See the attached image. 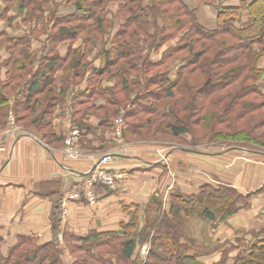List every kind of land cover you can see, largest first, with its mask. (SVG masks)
<instances>
[{
    "label": "trees",
    "instance_id": "16d2710c",
    "mask_svg": "<svg viewBox=\"0 0 264 264\" xmlns=\"http://www.w3.org/2000/svg\"><path fill=\"white\" fill-rule=\"evenodd\" d=\"M48 1L23 0L22 5L42 14ZM110 1L67 0L66 3L72 4L74 9L67 14L54 13L48 45L43 47L45 52L34 72L36 53L31 51L27 36L10 38L1 32L0 36L5 37L11 50V57L5 63L8 81L0 91L1 127L6 124L13 95L18 96L13 107L19 123L27 120L25 126L34 129L48 127L51 133H41L48 142L51 137H63V134L56 133L54 126L50 127L45 116L53 112L57 99L66 90L65 85L69 84L70 75L79 78L81 69L85 68L86 52L81 46L74 48V43L82 37L87 47L102 37V29L109 21L107 4ZM115 1L119 2L117 14L125 21L114 34L111 46L101 50L100 67L90 65V81L85 87L74 90L75 106H87L93 113L103 112L104 115L99 116L102 128H109L112 119L124 112L127 125L136 132H169L174 137L189 133L197 144L232 138L237 144L264 148V116L257 114L264 109V93L259 82L263 69L258 66L264 55V19L261 20L259 14L264 10V0L244 1L239 6L219 5L214 28L204 26L197 9L191 8L185 0H154L152 5L144 0ZM2 2L6 8L0 20L5 19V13L16 0ZM245 12L248 14L246 18ZM182 30L185 34L181 43L167 47L158 60L150 59L151 49L162 47ZM60 43H67L63 55L57 50ZM179 53L184 54L186 60L175 79L166 73L149 75L170 59H177ZM60 71L63 72L60 81L65 85L57 91L56 74ZM27 74L32 76L24 82ZM105 75L116 80L115 88L102 86L100 78ZM249 94L261 97L262 105L250 108L245 102ZM99 97L104 98L105 103H98ZM75 119L76 127L81 131L84 128L82 120ZM172 198L175 200L171 207L174 218H179L178 213L183 208L178 204L198 200L205 206L203 213L215 221V225L226 221L238 210L237 202L242 197L230 186L205 185L198 195L176 191ZM205 199L211 202L205 205L202 203ZM60 202L61 199L57 202L60 213L57 211L53 216V239L39 243L36 237L20 236L9 252L3 254L0 238V264H64L61 240L71 242L74 253H83L74 264H112V258L118 261L132 258L138 244L137 236H140V243H151L143 264H203L197 261L196 255L189 253L190 246L182 241L175 220L163 217L160 220L156 214L147 218L139 235H131L128 230L137 224L132 220L122 222L120 231H92L85 237H78L61 231ZM159 202V198L153 201ZM210 205L215 210L219 208L221 218L216 220L217 213ZM160 221L163 225H159ZM162 231L167 236L164 242H159ZM257 249L264 254V237L258 239L248 252L240 253L234 264H264ZM214 264L225 263L218 261Z\"/></svg>",
    "mask_w": 264,
    "mask_h": 264
},
{
    "label": "crops",
    "instance_id": "0c3cea01",
    "mask_svg": "<svg viewBox=\"0 0 264 264\" xmlns=\"http://www.w3.org/2000/svg\"><path fill=\"white\" fill-rule=\"evenodd\" d=\"M244 1L250 3L253 0H216L213 4L195 0L188 1L187 4L197 9L199 20L204 26L214 28L219 5L239 6ZM247 16L245 12L244 18ZM9 26L11 25L4 23V19L0 20V34L4 32L10 38L24 36L9 34L5 28ZM35 40H30L31 46H43L41 40ZM3 51L8 56L1 53L2 59H9L11 54L6 49ZM6 73L3 68L1 79L5 78ZM56 78L60 80V72L56 74ZM85 85L86 80L81 83V88ZM69 121L68 125L56 123L55 131L58 135L63 134V137H51L48 144L43 142L39 133L21 135L25 130L19 126L0 129V238L3 241V254L9 252L20 236L36 237L39 243L50 242L53 239V216L57 211L60 213L57 202L77 189L82 177L89 172L95 161L112 149L109 135L96 143L93 133L102 130V127L100 119L91 116L81 122L84 128L75 138L74 145L83 151V155L79 158L69 156L64 148L68 136L65 131L69 132L73 127L70 126L73 121ZM237 150L264 158L263 154L241 148H233L227 152H238ZM224 154L226 153L223 151L175 150L168 152L169 163L135 152L116 156L107 164L108 169L123 175L115 188H100L99 200L94 205L78 200L69 201L66 210L61 209V231L78 237H85L92 231H120L121 223L128 220V209L133 211L135 205L156 201L164 192L169 196L176 191L198 195L205 185L216 188L227 186L225 183L230 182L219 176L217 171L212 172V166H217L216 162L220 167L225 166L219 160ZM250 161L243 162L242 168L235 175V179L241 180L243 185L246 183V186L233 185L234 183H231L233 187L230 186L242 197L237 202L238 210L226 221H219L211 227V237L223 250L236 245V249L241 251L245 249L246 242L255 238V232L264 231V162H259V166L255 167ZM233 165L231 163L229 167L232 168ZM260 175L263 179L256 183V178ZM236 239H243L244 242L241 240L238 245ZM195 245L194 250L190 248L191 254L198 252L203 246L201 241ZM221 255L222 252L215 253L212 261L211 256L197 258L203 264H213Z\"/></svg>",
    "mask_w": 264,
    "mask_h": 264
},
{
    "label": "rangeland",
    "instance_id": "374dc122",
    "mask_svg": "<svg viewBox=\"0 0 264 264\" xmlns=\"http://www.w3.org/2000/svg\"><path fill=\"white\" fill-rule=\"evenodd\" d=\"M186 2H192L195 0H185ZM199 1V0H198ZM216 0H214L215 2ZM23 0H16L15 4L12 6V8L5 13L6 17L4 19V23L6 25H11L7 28V31L11 35H18V36H27L28 40H41L43 42V46H38V44L31 46V51L36 53L35 63H33L32 72L36 71L37 68H39V64L41 61V57L44 54L45 51H42L44 46L48 45L47 37L50 36V33L52 31V18L54 16V13L58 14H67L71 12L74 9V6L72 4L66 3L67 0H49L48 4H46V8L43 11L42 14H38V12H33V9H29L26 6L24 7L22 5ZM154 0H144V3H147L149 5H152ZM6 8L5 2H2L0 0V15L4 13V9ZM108 13H107V20L108 23H105L104 28L102 29V37H99L94 43H91L89 46L85 47V43L82 39V37L79 38L77 42L74 43V48L82 47L83 51L86 52V57L84 61H87V64L83 70L81 69V74L79 78H75L72 74L70 75L69 84L65 85L64 82H61L60 80L57 81L56 89L57 91H60V87L63 86V84L66 87V90L62 93V95L59 96L57 99V102L55 104V107L52 108L53 112L51 114L45 116V120L47 122L51 123V126L56 125V123H61L63 125H68L69 120L73 121L75 118H80L82 121L84 119H88V117L95 116L97 118H100L99 116L104 115L103 112H97L93 113L90 108L88 109L87 106H75L74 104V98L73 94H75L74 90L81 87V83L86 80L90 81L92 78V75L90 74V65L92 66H98L101 65V56L100 52L103 48H109L112 44V39L114 37V34L119 31L121 24L125 21L123 18L121 19L119 15L117 14L119 11V2L115 0H111L107 4ZM28 9L30 13L28 12ZM38 14L39 18H38ZM261 16V20L264 19V10L259 13ZM4 15V14H3ZM3 25V24H2ZM151 33H153V30H151ZM185 34V31L182 30L179 32V34L176 36L175 39L167 41L162 47L160 48H153L149 51L150 59L153 61L158 60L164 53L167 47L169 46H175L179 43H181L182 36ZM159 41L162 40L160 36L158 37ZM36 41V40H35ZM0 43L2 46L0 47V54L6 53V56H8V53L3 51L6 49V51L11 54L10 45L8 42H6L5 37L0 36ZM67 47V43H60L57 47V50L60 53H64ZM85 47V48H84ZM257 49L259 46H255ZM9 49V50H8ZM18 49H22L21 47H18ZM35 50V51H34ZM176 58L170 59L167 63L162 65L161 67L153 69L149 75H155V74H162L166 73L169 74L170 77L176 78L178 70L180 66L185 62L186 57H184V54L179 53L176 55ZM8 59L4 58L2 59L0 55V74L1 70L3 68L6 69L5 63ZM83 61V62H84ZM259 68L263 69L262 77L260 78L259 82L262 84V90L264 93V55L260 57L258 62ZM31 72V73H32ZM61 78H63V72L60 71ZM6 75V74H5ZM32 75H26V78L24 82H26ZM0 77V91H2V87H5V83L8 81L7 75L5 78L1 79ZM60 78V79H61ZM102 86L105 88H115V82L116 80H110L106 75L102 76L100 78ZM13 85V84H10ZM23 85V84H22ZM249 85V84H248ZM248 87V86H247ZM19 88V87H18ZM17 88V89H18ZM249 89V88H248ZM134 95H132L133 97ZM119 97V95H118ZM15 98H18V96L11 97V100L9 102L8 107V116L6 118V124L1 127L0 129L5 127H21L25 131L21 135H32L34 133H51V130L48 127H42L41 129H34V127L25 126L24 123H27V120H22L21 123L18 122L17 116L14 112V101ZM132 98H130L131 100ZM98 103H105L104 98L99 97L97 98ZM245 102L247 105L251 108L254 106H260L263 103V99L261 97H257L254 94H249ZM80 112H77V111ZM93 113V114H92ZM25 114V113H23ZM21 114V115H23ZM257 114H261V116H264V109H261ZM264 118V117H263ZM113 124L109 128H102L99 132L93 133L94 139L96 143H99V140L102 139V137H105L107 135L111 136V144L110 147L112 149H118L120 150V154H126L127 152H135L140 155H148V156H154V158L164 159L162 160L164 163H169V157L168 152L175 151V150H183L188 149L195 152H219L223 151L226 154L220 156L223 165L225 166H212V172L216 173L218 172L219 176H222L227 182L225 183L227 186H232L231 183H234L233 185H240V186H246L243 185L244 183L241 182L239 179H235L236 171L243 166V162L245 163L247 160H251L250 164L255 165V167L259 166V162H264V158H261L260 155L254 154V153H248L245 151H239L238 152H227L230 149L233 148H241V149H247L250 151H256L259 154L264 155V148L257 147L252 148V146L244 145V144H237L232 138L229 139H221V140H214L209 142H202V143H196L193 139L192 134H184L179 137L172 136L169 132H161V133H146V132H136L133 130L131 126L127 125L126 118L124 116V112L121 113V115H118L114 117ZM117 121H120L119 124H117ZM130 121H134L131 119ZM76 119L74 122H71L70 126L72 127L71 131H65L67 136V139L71 136L72 133L74 134V131L76 129ZM121 129L122 135L121 140L116 138V131L118 129ZM40 130V131H39ZM67 130V128H66ZM80 131V130H79ZM68 132V133H67ZM77 135V134H75ZM42 136V135H41ZM77 137V136H76ZM74 141H75V138ZM43 139V137H42ZM66 139V140H67ZM44 143L48 144V141L43 139ZM123 146L121 145V143ZM67 154L69 155L70 149L78 150L81 153V156L83 155V151L81 149H78L76 145H67L65 141V147ZM179 153V152H178ZM181 155L182 154H178ZM70 156V155H69ZM80 156V157H81ZM209 160V159H208ZM235 160V161H234ZM234 163L233 167H229V164ZM249 163V162H248ZM226 164H228L226 166ZM199 165V164H198ZM211 173V172H209ZM261 175L256 178V183L261 181ZM233 187V186H232ZM159 203H153L152 200H150L145 205H135L134 206V212H128V220L129 221H136V226L132 229H128L130 231L131 235H139L140 231L145 227L147 224V218L153 217V215H158V217L161 218H169L172 221H174V224L177 225V230L180 231L182 241L186 242L190 246L192 250L195 248V244L201 243L203 244L201 250H198V252L190 253L191 249H189V253L191 255H196V257H203V256H211L210 260L215 256V253L222 252V255L220 256V259L217 261L212 262L213 264L215 262H223L225 264H234L236 257L240 253H246L250 250V248L254 245V243H257L258 239L264 237V231L260 233L253 234L255 238L250 239V241L246 242V247L243 250H237L236 245H231L229 247H225L223 250V247H221L219 244L215 242V240L211 237L212 234L210 233L211 227H213V223L215 221L210 220L204 213V204H200L199 201H191V204L189 202L187 203H180L178 205L182 206V210L178 213L179 218H174V214L171 211L172 205L175 203V200L172 198V195H166L165 192L163 195L159 198ZM209 199H205L202 203H205V205H208L210 203ZM177 203V202H176ZM224 204V203H223ZM210 207L215 210L213 206L210 205ZM189 208V210H187ZM218 208V207H217ZM216 208V209H217ZM130 211V210H128ZM219 208L215 210L216 214V220L221 218V214H219ZM155 213V214H154ZM133 215L135 216L133 218ZM159 225H163V223L160 221ZM166 236L163 231L160 235L159 242H164L166 239ZM138 237V244L135 249V252L130 260H116L115 258L110 259L112 264H143L149 253V249L151 247V243L144 242L140 243L139 237ZM38 239V238H37ZM244 239V238H243ZM243 239L237 240L236 242L238 245L241 243V240L244 242ZM18 240V239H17ZM39 241V239H38ZM197 241V242H196ZM65 240H61V248H62V262L64 264H74V261L77 257L83 256V253L78 252L74 253L71 249L70 244ZM74 245V244H73ZM220 246V247H219ZM257 254H260L261 261L264 260V254L261 252V250H256ZM264 251V250H263ZM105 257L109 258L108 255H105ZM197 258V261H199ZM200 262V261H199Z\"/></svg>",
    "mask_w": 264,
    "mask_h": 264
},
{
    "label": "built area",
    "instance_id": "2783aa9c",
    "mask_svg": "<svg viewBox=\"0 0 264 264\" xmlns=\"http://www.w3.org/2000/svg\"><path fill=\"white\" fill-rule=\"evenodd\" d=\"M119 122L120 121H117V124H119ZM79 133H80L79 129L76 128L74 134L72 133L71 136L76 137L79 135ZM121 135L122 132L121 129L119 128L116 131V138L121 140L122 139ZM73 137H70L66 140L67 145H74L75 141ZM121 145L123 146L122 143ZM0 148L2 149L1 145ZM119 151L120 150L116 148L111 149L106 154L99 157L95 161L93 167L89 170V172L82 177L77 189L64 195L61 198V202H60L61 209L66 210V206L71 200L83 201L91 205H94L99 200L98 191L100 188H104V187L115 188L117 181L120 180L123 177V175L119 172H113L112 170L108 169L107 164L114 157L122 155L119 153ZM68 153L73 158H79L81 156V153L78 150L70 149Z\"/></svg>",
    "mask_w": 264,
    "mask_h": 264
}]
</instances>
